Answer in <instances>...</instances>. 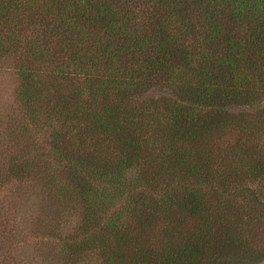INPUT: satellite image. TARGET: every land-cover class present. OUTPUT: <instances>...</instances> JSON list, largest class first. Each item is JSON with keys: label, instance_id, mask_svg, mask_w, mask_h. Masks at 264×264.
Here are the masks:
<instances>
[{"label": "trees", "instance_id": "1", "mask_svg": "<svg viewBox=\"0 0 264 264\" xmlns=\"http://www.w3.org/2000/svg\"><path fill=\"white\" fill-rule=\"evenodd\" d=\"M0 61L14 114L48 129L52 160L83 193L64 250L95 249L102 264L242 261L244 180L264 176L253 144L264 131V0H0ZM228 132L225 151L211 147ZM93 136L101 149L87 146ZM130 185L136 193L103 226L95 199ZM173 213L194 225L157 245L127 223Z\"/></svg>", "mask_w": 264, "mask_h": 264}, {"label": "rangeland", "instance_id": "2", "mask_svg": "<svg viewBox=\"0 0 264 264\" xmlns=\"http://www.w3.org/2000/svg\"><path fill=\"white\" fill-rule=\"evenodd\" d=\"M1 62L4 61H0V264H102L103 258L95 249L84 250L82 247L74 253L64 250L65 242L70 244L74 241L70 237L75 235L82 222L86 210L82 202L83 193L68 181L67 169L52 160L48 129L40 126L41 123L34 126L23 115L14 114L17 106L9 99L11 77ZM163 93L164 88H157L148 91L147 97H158ZM260 105L264 106L263 98ZM248 110L254 109L235 108L236 112L245 113ZM254 115L249 119H256ZM14 116L20 120L15 121ZM18 122L20 125H13ZM258 125L259 129H264L262 123ZM12 128L18 130V135L9 138L8 131L17 133ZM84 129L83 122L78 130L70 132ZM142 132L144 136H149L146 128ZM256 137L253 144L260 152L264 150V131L261 130ZM234 138L235 135L228 132L214 138L210 145L225 151ZM97 141L93 136L85 142L89 143V148L99 150L101 146H96ZM23 163H27L25 175L17 177L10 172ZM128 173L133 177L132 172ZM244 183L249 190L244 199H240L243 212L241 222L236 227L240 231L237 238L244 256L238 264H264V176L259 180H244ZM124 191L122 198L116 197L115 200L95 199L102 209L99 216L103 226L109 223L114 213L121 212L122 207L127 205L129 194L136 193L131 185ZM88 208L92 210L93 207ZM161 217V214L160 217L155 215L144 221L131 216L127 223L144 243L152 245L160 244L163 238L172 236L178 230L189 232L194 225L191 219H185L178 225L179 218L175 213L172 219L164 220Z\"/></svg>", "mask_w": 264, "mask_h": 264}]
</instances>
